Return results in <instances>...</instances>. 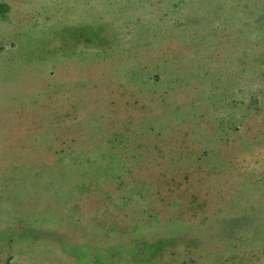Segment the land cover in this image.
Here are the masks:
<instances>
[{
    "label": "rangeland",
    "instance_id": "obj_1",
    "mask_svg": "<svg viewBox=\"0 0 264 264\" xmlns=\"http://www.w3.org/2000/svg\"><path fill=\"white\" fill-rule=\"evenodd\" d=\"M0 264H264V0H0Z\"/></svg>",
    "mask_w": 264,
    "mask_h": 264
}]
</instances>
